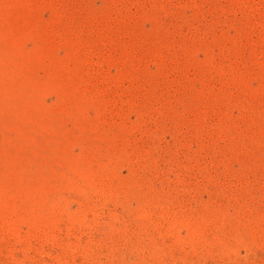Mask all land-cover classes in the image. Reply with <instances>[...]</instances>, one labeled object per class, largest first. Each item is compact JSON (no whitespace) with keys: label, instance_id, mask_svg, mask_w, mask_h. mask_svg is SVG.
I'll list each match as a JSON object with an SVG mask.
<instances>
[{"label":"rangeland","instance_id":"obj_1","mask_svg":"<svg viewBox=\"0 0 264 264\" xmlns=\"http://www.w3.org/2000/svg\"><path fill=\"white\" fill-rule=\"evenodd\" d=\"M0 264H264V0H0Z\"/></svg>","mask_w":264,"mask_h":264}]
</instances>
